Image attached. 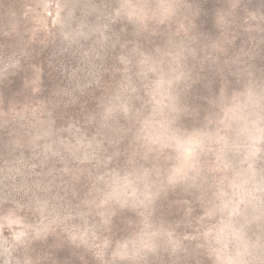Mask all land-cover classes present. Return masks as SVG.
Returning <instances> with one entry per match:
<instances>
[{"label":"rangeland","instance_id":"374dc122","mask_svg":"<svg viewBox=\"0 0 264 264\" xmlns=\"http://www.w3.org/2000/svg\"><path fill=\"white\" fill-rule=\"evenodd\" d=\"M172 2L0 0V264H216L217 157L185 175L200 140L149 138L145 55L177 130L229 129L230 256L264 262V0Z\"/></svg>","mask_w":264,"mask_h":264},{"label":"clouds","instance_id":"9594fccd","mask_svg":"<svg viewBox=\"0 0 264 264\" xmlns=\"http://www.w3.org/2000/svg\"><path fill=\"white\" fill-rule=\"evenodd\" d=\"M173 7L174 4L172 0H155V7L152 5V0H124L122 10L127 12L129 21H139L146 24L149 19H153L161 13L171 11ZM164 55L171 54H161L162 57ZM173 59L178 61L179 58L173 57ZM125 62L129 63V61ZM142 65L145 69L143 73L145 78H147L149 73H155L157 75V80L151 86L152 90L148 92V96L150 97L148 102L153 105V113L149 117L148 127H145V131L149 138H155L157 145H163L165 148H172L174 151L176 145L175 138L180 139V137L183 136V140L185 141L194 138L200 140V144L196 147L191 163L185 169V175L200 171L198 162L202 157L207 155H214L217 157L212 169L218 177L216 182L217 192L215 194L214 206L208 213L213 219L219 217L216 223L212 225V235L215 244L219 247V250L215 254L216 264H239L238 260L230 256L231 246L233 244L232 236L234 233V226L237 223L236 217L231 211V207L233 206V195L237 189L233 187L234 181L230 175V170L225 168L222 163L227 150L229 129L223 124H216V121H212L210 127L211 125H216V128L219 130L212 129L211 131H205L197 129L188 131L186 134L184 129L177 130L175 125L170 123L171 118L168 113L169 104L166 103L170 97V93L166 91V87L170 82L167 80L168 73L164 68V60L145 55ZM162 83L165 84L164 88L161 87ZM131 91L135 93L137 89L132 87ZM131 108L132 98L129 97L125 103L124 110L130 112ZM261 111L264 112V104L261 105ZM156 150L158 151L159 149ZM122 255L127 254L124 253ZM262 264H264V262H262Z\"/></svg>","mask_w":264,"mask_h":264},{"label":"snow or ice","instance_id":"6c2138e0","mask_svg":"<svg viewBox=\"0 0 264 264\" xmlns=\"http://www.w3.org/2000/svg\"><path fill=\"white\" fill-rule=\"evenodd\" d=\"M184 148H185V146L183 144H181L180 149H181L182 155L191 156V152H184Z\"/></svg>","mask_w":264,"mask_h":264},{"label":"water","instance_id":"95a60500","mask_svg":"<svg viewBox=\"0 0 264 264\" xmlns=\"http://www.w3.org/2000/svg\"><path fill=\"white\" fill-rule=\"evenodd\" d=\"M205 8L209 9V10H213V5L211 3H207L205 4Z\"/></svg>","mask_w":264,"mask_h":264}]
</instances>
